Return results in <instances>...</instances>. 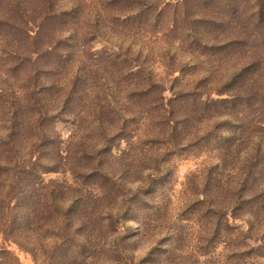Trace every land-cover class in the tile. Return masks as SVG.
<instances>
[{
	"label": "trees",
	"instance_id": "obj_1",
	"mask_svg": "<svg viewBox=\"0 0 264 264\" xmlns=\"http://www.w3.org/2000/svg\"><path fill=\"white\" fill-rule=\"evenodd\" d=\"M56 120L72 123L66 137ZM201 149L213 160L186 175L190 213L173 217L200 247L222 240L257 264L264 0H0V264L17 262L9 243L34 264H142L125 254L126 212L171 155ZM155 229L154 245L179 237Z\"/></svg>",
	"mask_w": 264,
	"mask_h": 264
},
{
	"label": "rangeland",
	"instance_id": "obj_2",
	"mask_svg": "<svg viewBox=\"0 0 264 264\" xmlns=\"http://www.w3.org/2000/svg\"><path fill=\"white\" fill-rule=\"evenodd\" d=\"M112 41L116 43L114 39ZM88 43L94 49L99 48L101 45V41L96 38L90 42L88 41ZM253 117L254 114L246 122L248 127L253 126ZM72 126L69 120H56L54 122V129L61 138L66 137ZM124 144V141L120 140L116 147H112L111 152L113 153L117 147H122ZM209 154L211 152L201 149L198 151L186 150L181 151L177 155H171L168 160V171L163 174L159 183L157 178L150 185L149 189H152L157 184L155 190L145 195L147 200L138 201L135 209H129L126 212L127 218L123 226L125 231H127L128 237L126 239L129 242H127L128 246L125 245L127 251L125 254H132L134 261L143 256L146 260L142 264H241L243 262L249 263L248 261L253 259L249 255H244L243 258L233 256L222 240H216L206 249L200 247L199 238H195L193 234L194 226L192 221L173 217L176 211L182 213V215L190 213V208H179L182 203L184 180L186 175L191 172H200L206 161L213 160V156ZM140 175L143 177L144 171ZM41 176L44 179L64 178L66 181L73 180L67 171L43 172ZM124 179H127V177L125 176ZM87 184L85 183L84 185L87 186ZM135 184V182H130L131 186ZM143 218L145 221L141 222ZM159 219L165 221L159 223ZM232 221L240 228L245 226V222L240 218H234ZM165 226L168 229L176 227L178 239L171 245H169L171 243L170 239H163L162 243L154 245L153 240L156 236L153 237V235L157 233L155 228H164ZM140 228H145L147 234L141 236L139 233ZM150 245H154V248L151 253L146 255ZM7 247L16 256V264H34L30 255L13 243H9ZM255 261L257 264H264V257H257Z\"/></svg>",
	"mask_w": 264,
	"mask_h": 264
}]
</instances>
